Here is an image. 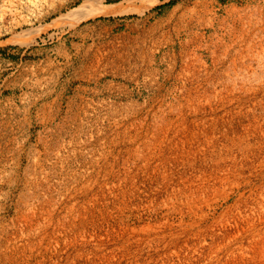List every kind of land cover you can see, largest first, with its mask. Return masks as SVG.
I'll list each match as a JSON object with an SVG mask.
<instances>
[{"label": "rangeland", "instance_id": "rangeland-1", "mask_svg": "<svg viewBox=\"0 0 264 264\" xmlns=\"http://www.w3.org/2000/svg\"><path fill=\"white\" fill-rule=\"evenodd\" d=\"M0 264H264V0H0Z\"/></svg>", "mask_w": 264, "mask_h": 264}, {"label": "bare ground", "instance_id": "bare-ground-1", "mask_svg": "<svg viewBox=\"0 0 264 264\" xmlns=\"http://www.w3.org/2000/svg\"><path fill=\"white\" fill-rule=\"evenodd\" d=\"M118 4V3H117ZM108 9V10H107ZM130 10V9H129ZM117 10H112V9H109V8H106L103 7V6H100V8L98 10L95 11V13H98V14H107V13H113V12H116ZM119 11V10H118ZM127 11V10H126ZM125 11V12H126ZM123 13H125L124 11H122ZM129 12V11H128ZM88 14H91V12H88L84 15H88ZM120 14V13H119Z\"/></svg>", "mask_w": 264, "mask_h": 264}, {"label": "trees", "instance_id": "trees-1", "mask_svg": "<svg viewBox=\"0 0 264 264\" xmlns=\"http://www.w3.org/2000/svg\"><path fill=\"white\" fill-rule=\"evenodd\" d=\"M171 3H173V2L171 1L169 4H171Z\"/></svg>", "mask_w": 264, "mask_h": 264}]
</instances>
